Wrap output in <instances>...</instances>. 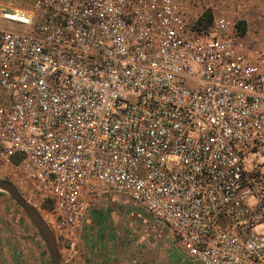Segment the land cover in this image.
Masks as SVG:
<instances>
[{
	"label": "built area",
	"instance_id": "1",
	"mask_svg": "<svg viewBox=\"0 0 264 264\" xmlns=\"http://www.w3.org/2000/svg\"><path fill=\"white\" fill-rule=\"evenodd\" d=\"M197 3L0 0V19L32 27L0 25V172L52 201L60 264L101 191L199 264H264V50Z\"/></svg>",
	"mask_w": 264,
	"mask_h": 264
},
{
	"label": "crops",
	"instance_id": "2",
	"mask_svg": "<svg viewBox=\"0 0 264 264\" xmlns=\"http://www.w3.org/2000/svg\"><path fill=\"white\" fill-rule=\"evenodd\" d=\"M21 208L0 192V264H51L44 239ZM49 211L38 212L51 229ZM78 245L76 264H199L144 208L104 191L91 199Z\"/></svg>",
	"mask_w": 264,
	"mask_h": 264
},
{
	"label": "rangeland",
	"instance_id": "3",
	"mask_svg": "<svg viewBox=\"0 0 264 264\" xmlns=\"http://www.w3.org/2000/svg\"><path fill=\"white\" fill-rule=\"evenodd\" d=\"M1 1L6 4L7 2L12 1L16 5H19L25 9H31L33 3V0ZM195 1L199 3H197V5H199L197 7V11L202 14L212 13L214 15L219 13H228L235 18L236 22H246V33H248V36L246 38L244 37L246 33L244 35H239L244 37L245 43L249 49L251 47V51L264 50V0H218L215 5H210L213 4L212 0ZM0 25L24 32L30 31L32 28L23 25L11 24L2 19H0ZM0 178L12 182L18 188L21 194H23V196L30 203H32L43 216L46 215L47 210L49 211L52 203L47 199L39 197L35 192H33L30 182L25 177H23L19 171L5 170L0 172ZM0 192H3V190L0 189ZM21 210L24 212V209L21 208ZM26 216L28 217L27 214ZM49 258L51 262V254L49 255Z\"/></svg>",
	"mask_w": 264,
	"mask_h": 264
},
{
	"label": "water",
	"instance_id": "4",
	"mask_svg": "<svg viewBox=\"0 0 264 264\" xmlns=\"http://www.w3.org/2000/svg\"><path fill=\"white\" fill-rule=\"evenodd\" d=\"M0 189L7 192L28 214L32 222L38 228L51 254V264H60V254L56 238L38 210L30 203L18 188L10 181L0 178Z\"/></svg>",
	"mask_w": 264,
	"mask_h": 264
},
{
	"label": "trees",
	"instance_id": "5",
	"mask_svg": "<svg viewBox=\"0 0 264 264\" xmlns=\"http://www.w3.org/2000/svg\"><path fill=\"white\" fill-rule=\"evenodd\" d=\"M213 18V14L212 13H209V14H203L200 22L203 23V24H207L209 23ZM237 29H239V34L240 35H244L246 33V30H247V26H246V22L244 21H239L237 22ZM48 201H50L49 199H47ZM52 203V201H50ZM53 208V203H52V206L50 207L49 210H52Z\"/></svg>",
	"mask_w": 264,
	"mask_h": 264
}]
</instances>
